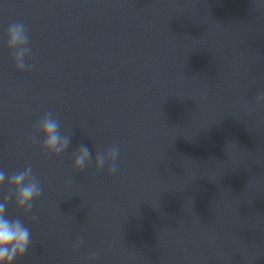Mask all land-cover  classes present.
<instances>
[{"label": "clouds", "instance_id": "1", "mask_svg": "<svg viewBox=\"0 0 264 264\" xmlns=\"http://www.w3.org/2000/svg\"><path fill=\"white\" fill-rule=\"evenodd\" d=\"M253 4L257 9H264V0H253ZM6 48L11 54L17 72L33 70L35 64L30 62L32 59L30 35L23 21L8 25ZM255 101L257 104H264V90L256 95ZM71 135L72 133L61 131L59 119L52 111H48L36 121L29 142L32 145H39L42 155L57 158L70 148ZM120 151L118 145H112L103 151H96L93 159V150L81 143L73 153L72 167L76 172H84L94 167L97 173L106 170L108 175H116ZM5 183L9 191L0 200V264H15L28 252L32 238L31 230L23 218L19 216L13 218L7 214L9 202H13L16 209L22 211L25 217L29 216L33 211L34 203L40 199L44 189L31 164L11 174L0 170V186H4ZM72 183V178H68L65 186L70 187ZM32 219L35 220L36 217L33 216ZM84 243L83 237H77L72 247L74 250H79ZM98 256L99 250L90 251L86 257L88 264H95Z\"/></svg>", "mask_w": 264, "mask_h": 264}]
</instances>
